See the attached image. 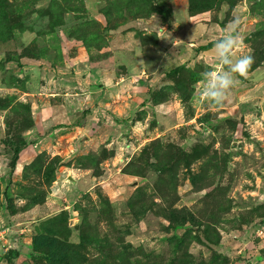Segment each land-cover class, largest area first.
Segmentation results:
<instances>
[{"label":"rangeland","instance_id":"374dc122","mask_svg":"<svg viewBox=\"0 0 264 264\" xmlns=\"http://www.w3.org/2000/svg\"><path fill=\"white\" fill-rule=\"evenodd\" d=\"M0 225V264H264V0H0Z\"/></svg>","mask_w":264,"mask_h":264},{"label":"clouds","instance_id":"9594fccd","mask_svg":"<svg viewBox=\"0 0 264 264\" xmlns=\"http://www.w3.org/2000/svg\"><path fill=\"white\" fill-rule=\"evenodd\" d=\"M239 26V19H233L223 29L222 37L215 42L212 49V60L216 67L201 73L197 98L214 108L223 106L230 91L239 85L238 78H247L254 62L250 54L237 55L244 47Z\"/></svg>","mask_w":264,"mask_h":264},{"label":"trees","instance_id":"16d2710c","mask_svg":"<svg viewBox=\"0 0 264 264\" xmlns=\"http://www.w3.org/2000/svg\"><path fill=\"white\" fill-rule=\"evenodd\" d=\"M214 44H215L214 42H210V43H208L206 46L202 47V50H205V51L210 50V49L214 46ZM179 68H180V67H176L175 69H173L172 71H170L169 74H170V73H175V72H177V71L179 70ZM22 146H24V143H23ZM21 149H22V148L15 147V148L12 150V157H11V161H10V165H9V169H10V171H13V170H14V168H15V163H16V161H17V159H18V154H19V152L21 151Z\"/></svg>","mask_w":264,"mask_h":264},{"label":"built area","instance_id":"2783aa9c","mask_svg":"<svg viewBox=\"0 0 264 264\" xmlns=\"http://www.w3.org/2000/svg\"><path fill=\"white\" fill-rule=\"evenodd\" d=\"M6 232H9V229H4L2 225H0V239L4 238Z\"/></svg>","mask_w":264,"mask_h":264},{"label":"water","instance_id":"95a60500","mask_svg":"<svg viewBox=\"0 0 264 264\" xmlns=\"http://www.w3.org/2000/svg\"><path fill=\"white\" fill-rule=\"evenodd\" d=\"M73 185H76L75 184V181L71 178V177H69V179H68Z\"/></svg>","mask_w":264,"mask_h":264}]
</instances>
